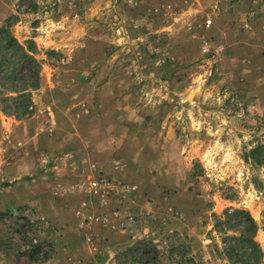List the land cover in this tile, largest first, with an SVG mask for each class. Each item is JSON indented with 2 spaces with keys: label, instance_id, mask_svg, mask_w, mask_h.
Returning a JSON list of instances; mask_svg holds the SVG:
<instances>
[{
  "label": "rangeland",
  "instance_id": "obj_1",
  "mask_svg": "<svg viewBox=\"0 0 264 264\" xmlns=\"http://www.w3.org/2000/svg\"><path fill=\"white\" fill-rule=\"evenodd\" d=\"M59 17L60 27L51 22ZM8 21L20 43L36 42L43 61L26 119L4 114L14 84L0 72V167L15 168L9 179L37 197L38 187L60 180L62 111L107 116L129 132L124 147L149 139L174 148L177 183L193 201L169 211L176 228L154 219L161 249L146 239L119 264H232L217 252L214 214L234 209L254 217L264 251V165L244 160L264 141V0H0V28ZM51 50L57 55L48 57ZM166 189L162 198L177 202L178 191ZM26 210L56 226L31 205L0 213ZM18 249L0 225V251L28 264Z\"/></svg>",
  "mask_w": 264,
  "mask_h": 264
},
{
  "label": "crops",
  "instance_id": "obj_2",
  "mask_svg": "<svg viewBox=\"0 0 264 264\" xmlns=\"http://www.w3.org/2000/svg\"><path fill=\"white\" fill-rule=\"evenodd\" d=\"M51 22L60 27V17ZM62 114L60 180L50 187H38V196L34 197L27 182L9 179L16 173L11 163L4 162L0 167V174L7 178L3 182L9 184L6 189L0 188V212L35 206L45 211L60 228V232L50 235L55 244L53 253L37 264H119L126 251L142 248L140 243L146 239L161 249L160 229L154 219L168 228H176L177 221L169 211H184L186 202L193 204L192 197L183 193L184 183H177L176 150L168 145L157 146L156 140L142 137L143 143L133 142L124 147L122 139L129 135L124 125L111 122L107 116L92 115L85 120L80 114L64 111ZM136 138L131 135L132 140ZM158 141L161 143V139ZM98 174H104L116 186L105 201L96 193L79 189ZM125 185L135 190L126 194L120 188ZM166 188L178 191L174 193L177 202L162 198ZM21 192L28 197L16 204L10 202ZM0 264L17 263L0 251Z\"/></svg>",
  "mask_w": 264,
  "mask_h": 264
},
{
  "label": "trees",
  "instance_id": "obj_3",
  "mask_svg": "<svg viewBox=\"0 0 264 264\" xmlns=\"http://www.w3.org/2000/svg\"><path fill=\"white\" fill-rule=\"evenodd\" d=\"M12 25L13 22L8 21L0 28V72L3 79L14 84L10 93L15 95L3 101L13 103L12 110L4 107L3 112L17 119H26L33 115V93L42 87L43 61L37 58L39 49L36 42L29 39L20 43L11 32ZM46 54L48 57L57 55L55 50ZM244 160L263 166L264 141L245 153ZM214 231L223 237V248L217 249L220 256L232 264H262L264 251L256 240L260 227L248 210L234 209L232 212L226 210L222 215L214 214ZM38 252V247L34 248L32 258Z\"/></svg>",
  "mask_w": 264,
  "mask_h": 264
},
{
  "label": "built area",
  "instance_id": "obj_4",
  "mask_svg": "<svg viewBox=\"0 0 264 264\" xmlns=\"http://www.w3.org/2000/svg\"><path fill=\"white\" fill-rule=\"evenodd\" d=\"M211 24L209 20L207 26L210 27ZM120 188L126 194L135 190V187L131 185L120 186ZM79 189L87 193H96L105 201L114 193L116 186L112 185L104 174H98L88 183L79 186ZM0 225L6 229L8 240L19 248L25 259L27 258L28 264L41 263L49 256L54 245L47 238L60 231L44 214L27 210L20 215L17 212L2 213ZM37 247L39 252L32 258L31 251Z\"/></svg>",
  "mask_w": 264,
  "mask_h": 264
}]
</instances>
